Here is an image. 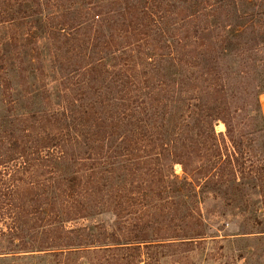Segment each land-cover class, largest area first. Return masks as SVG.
I'll return each instance as SVG.
<instances>
[{
	"label": "rangeland",
	"instance_id": "rangeland-1",
	"mask_svg": "<svg viewBox=\"0 0 264 264\" xmlns=\"http://www.w3.org/2000/svg\"><path fill=\"white\" fill-rule=\"evenodd\" d=\"M221 4L220 14H214L217 19L210 25L226 39L219 41L215 34L214 39L210 37L209 58L214 72L208 83L213 91L211 101L218 96L225 104L228 128L222 121H215L213 129L222 135L219 138L227 145L226 150L222 147L223 153L230 162L221 157L222 166L218 171L213 169L216 175L205 181V172L195 170L202 179L195 182L196 203L191 205L187 191H162L155 199L143 198L147 203L133 200V196L120 211L122 224L118 230L109 208L91 206L84 216L65 220L64 205L44 195L38 199L35 188L25 179L13 195L19 206L9 205L6 195L0 198V264H264V123L259 102L264 92V0H221ZM44 5L37 11L36 0H11L10 5L0 1V10L11 6L16 12L15 17L0 21V138L5 137L0 142L2 153L10 150L11 142V138L1 135L2 129L19 133V119L26 117L32 122V113L58 107L62 99L59 79L69 84L78 63L95 51L88 49L86 56L76 49L84 37L110 34L108 18L104 24L94 25L99 29L70 31L66 22L77 14L76 7L64 5L62 0L57 6ZM212 75L218 86L212 82ZM43 89L51 103L44 102ZM70 90L75 91L76 86ZM60 142L67 151L61 161L63 168L60 173L49 170L69 175L77 169L76 164L84 166L79 158H84V146L80 143L77 147L67 138ZM32 145V141L26 145L30 150L27 178L37 168L44 171L47 167L42 161L47 146H41V154L32 156ZM32 157L40 158L39 167L32 166ZM198 159V155L192 156L193 167L200 165ZM21 162L17 155L0 160V181ZM222 170L225 175L220 178ZM171 172L183 174L177 164ZM3 185L0 183V188H6ZM52 188L40 187L36 193L44 190L50 197ZM37 208L42 209L40 214ZM22 209L24 215H20ZM13 211H19V215L13 216ZM139 218L145 226L142 235L157 241L124 242L128 240L122 235L129 238L132 232L128 228ZM117 238L119 246H139L103 248L113 246Z\"/></svg>",
	"mask_w": 264,
	"mask_h": 264
},
{
	"label": "trees",
	"instance_id": "trees-1",
	"mask_svg": "<svg viewBox=\"0 0 264 264\" xmlns=\"http://www.w3.org/2000/svg\"><path fill=\"white\" fill-rule=\"evenodd\" d=\"M0 1L9 5L11 2ZM57 1L36 0L37 11L42 10L43 4L57 6ZM62 2L76 7L77 14L66 22L70 31L99 29L94 25L104 24L108 18L110 34L102 38L101 34H88L77 45L76 49L84 55L88 49L95 51L78 63L76 74L69 77V84L59 79L62 80V99L58 107L32 113V122L26 117L19 119L22 128L19 133L12 129L10 132L1 130V135L11 138V142L9 151L2 153L1 149L0 160L17 155L22 162L10 169V173L3 174L0 183L6 188H0V198L6 195L9 205L19 206L13 195L19 182L26 179L27 184L35 188L38 199L44 195L45 199H56L64 205L62 217L65 220L84 216L91 206L109 208L118 230L122 224L120 211L133 196V200L147 203L143 198L155 199L162 191H187L191 205L196 203L195 182L202 180L196 173L205 172V181L216 175L212 170L218 171L222 166L221 157H227L230 162L229 156L223 153L222 147L226 150L227 145L219 138L222 135L213 129L215 121H222L228 128L224 119L225 104L218 96L211 101L213 91L208 83L214 72L209 58L210 39H214V34L219 41L226 39L210 25L217 19L214 14H220L221 0ZM10 8L0 10V21L16 16ZM56 31L60 29L57 27ZM211 80L218 84L213 75ZM70 84L76 86L75 91L70 90ZM42 96L44 102H52L46 89ZM66 138L75 141L77 147L83 144L84 158H79L84 166L76 164L75 171L62 175L49 169L61 172V161L67 151L62 149L60 141ZM3 140L2 136L0 142ZM31 141L32 156L41 154L40 147L47 146L46 159H42L47 162V171L38 166L40 158L32 157V166L39 169L27 178L30 150L26 145ZM193 155L199 156L197 168L192 164ZM176 164L181 167L182 176L171 172ZM23 167H26L24 171ZM224 175L222 170L218 177ZM40 187H53L50 197L44 190L36 193ZM123 193L127 194L124 200ZM41 210L37 208L36 212L40 214ZM12 214L17 217L19 211ZM24 214L22 209L20 215ZM138 220L128 228L132 232L129 238L122 235L128 240L124 242L157 241L147 240L142 235L145 226L141 218ZM118 241L119 238L113 246L104 245L103 248L139 246H119Z\"/></svg>",
	"mask_w": 264,
	"mask_h": 264
},
{
	"label": "crops",
	"instance_id": "crops-1",
	"mask_svg": "<svg viewBox=\"0 0 264 264\" xmlns=\"http://www.w3.org/2000/svg\"><path fill=\"white\" fill-rule=\"evenodd\" d=\"M259 102H260V111H261V115H262V120L264 123V92L261 93V95L259 97Z\"/></svg>",
	"mask_w": 264,
	"mask_h": 264
}]
</instances>
